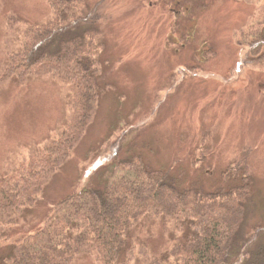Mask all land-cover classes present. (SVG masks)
Here are the masks:
<instances>
[{
    "label": "rangeland",
    "instance_id": "374dc122",
    "mask_svg": "<svg viewBox=\"0 0 264 264\" xmlns=\"http://www.w3.org/2000/svg\"><path fill=\"white\" fill-rule=\"evenodd\" d=\"M2 1L0 62L6 15L29 23L49 15L46 0ZM88 1L100 2L108 87L83 140L46 183L34 225L99 175L108 183L128 157L139 155L154 169H176L187 182L199 180L216 191L228 189L226 173L249 150L253 197L246 222L263 228L264 67L245 65L235 40L264 0ZM69 119L68 95L56 80L0 83V172L16 157L42 150ZM232 259L243 264L242 251Z\"/></svg>",
    "mask_w": 264,
    "mask_h": 264
},
{
    "label": "trees",
    "instance_id": "16d2710c",
    "mask_svg": "<svg viewBox=\"0 0 264 264\" xmlns=\"http://www.w3.org/2000/svg\"><path fill=\"white\" fill-rule=\"evenodd\" d=\"M46 2L49 15L41 22L5 16L0 83L56 80L67 92L70 119L42 150L0 172V264H233L241 251L243 264H264V226L246 222L253 197L249 150L226 173L228 189L216 191L187 182L176 169L128 157L108 183L99 175L34 225L46 183L83 140L108 87L100 2ZM257 14L235 41L245 65L263 68L264 9Z\"/></svg>",
    "mask_w": 264,
    "mask_h": 264
}]
</instances>
